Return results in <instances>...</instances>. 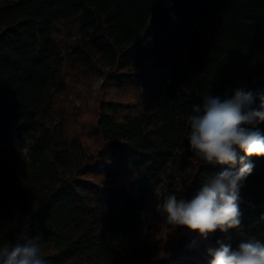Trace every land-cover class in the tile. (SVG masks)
<instances>
[{"label":"trees","instance_id":"obj_1","mask_svg":"<svg viewBox=\"0 0 264 264\" xmlns=\"http://www.w3.org/2000/svg\"><path fill=\"white\" fill-rule=\"evenodd\" d=\"M63 65L123 96L99 100L85 132L61 101ZM139 89L149 100L128 99ZM237 89L264 100V0H0V110L28 138L25 156L0 146V247L40 237L49 264H209L217 241L264 243V156L250 158L238 229L205 239L149 218L153 200L239 170L187 140L203 96Z\"/></svg>","mask_w":264,"mask_h":264},{"label":"clouds","instance_id":"obj_2","mask_svg":"<svg viewBox=\"0 0 264 264\" xmlns=\"http://www.w3.org/2000/svg\"><path fill=\"white\" fill-rule=\"evenodd\" d=\"M250 91L237 89L230 98L203 96L202 116L188 118L190 151L211 166H235L236 172L222 171L207 179L190 200L169 194L157 205L168 225L186 228L207 239L219 231L226 233L241 226L240 189L252 173L251 157L264 156V100L253 107ZM199 112V107H194ZM243 153V155H240ZM40 237L24 243H5L0 247V264H49L39 243ZM209 249V264H264V243L256 239L241 242L234 250L217 241Z\"/></svg>","mask_w":264,"mask_h":264},{"label":"rangeland","instance_id":"obj_3","mask_svg":"<svg viewBox=\"0 0 264 264\" xmlns=\"http://www.w3.org/2000/svg\"><path fill=\"white\" fill-rule=\"evenodd\" d=\"M56 40L60 44H65L71 39L67 33L62 32L56 36ZM62 71L67 83V94L61 97V101L66 105L65 109L69 116L74 118V125L78 131L85 132V128L89 122L93 121L92 107L101 99L109 98L112 100L121 99L119 92L113 88L108 87L103 78L94 74L88 78L83 77L81 74H75L68 70L63 65ZM130 100L147 101L149 98L143 90L139 89L133 94L128 96ZM91 143V141H89ZM0 146L10 151H21L25 156L28 152V138L19 130L16 124L10 117L0 110ZM152 207L154 210L150 213H158L157 204L153 200ZM146 232V229L143 230ZM168 231L166 226L163 227L161 232L154 236L155 241L166 239Z\"/></svg>","mask_w":264,"mask_h":264}]
</instances>
